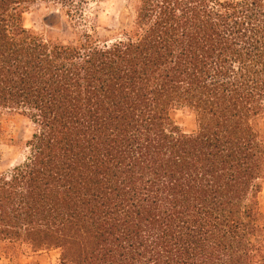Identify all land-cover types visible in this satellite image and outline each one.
I'll list each match as a JSON object with an SVG mask.
<instances>
[{"label": "trees", "instance_id": "obj_1", "mask_svg": "<svg viewBox=\"0 0 264 264\" xmlns=\"http://www.w3.org/2000/svg\"><path fill=\"white\" fill-rule=\"evenodd\" d=\"M86 1L0 0V117L28 129L0 262L264 264V0H129L67 43L24 24L44 3L74 30Z\"/></svg>", "mask_w": 264, "mask_h": 264}, {"label": "rangeland", "instance_id": "obj_2", "mask_svg": "<svg viewBox=\"0 0 264 264\" xmlns=\"http://www.w3.org/2000/svg\"><path fill=\"white\" fill-rule=\"evenodd\" d=\"M130 3L129 0H87L82 8V16L76 29L63 23L60 29H51L50 23H55L58 13L49 4L37 3L31 5L24 13V24L36 31H50L59 42L67 43L74 39L75 32L95 29L99 36L105 35V30L117 26L120 11ZM174 120L185 131L194 127L192 114L187 109L175 110ZM264 133V115L260 120ZM26 122H19L18 118L0 117V171H7L13 167L24 155V146L20 139L28 136ZM262 211L264 213V188L262 191ZM0 264H10L3 260ZM12 264V263H11ZM19 264H60L58 251L32 253L27 251L19 258Z\"/></svg>", "mask_w": 264, "mask_h": 264}]
</instances>
